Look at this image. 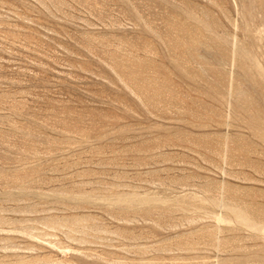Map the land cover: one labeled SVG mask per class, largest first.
Instances as JSON below:
<instances>
[{
  "label": "rangeland",
  "instance_id": "obj_1",
  "mask_svg": "<svg viewBox=\"0 0 264 264\" xmlns=\"http://www.w3.org/2000/svg\"><path fill=\"white\" fill-rule=\"evenodd\" d=\"M0 264H264V0H0Z\"/></svg>",
  "mask_w": 264,
  "mask_h": 264
}]
</instances>
